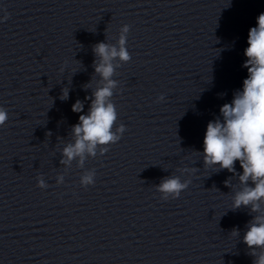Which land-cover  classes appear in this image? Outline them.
Returning a JSON list of instances; mask_svg holds the SVG:
<instances>
[{"label": "clouds", "instance_id": "obj_1", "mask_svg": "<svg viewBox=\"0 0 264 264\" xmlns=\"http://www.w3.org/2000/svg\"><path fill=\"white\" fill-rule=\"evenodd\" d=\"M3 20L8 19L5 14ZM129 26L124 25L116 45L99 42L93 47V52L99 62L93 61L95 73L101 77L102 86L97 87L91 96L87 114H80L79 122L72 126L74 143H68L63 148L61 163L68 164L76 157L83 163L85 154L95 156L97 146L116 143L121 139L113 131L117 120L115 105L111 102L116 81L113 60L127 62L131 57L127 50V33ZM248 46L244 49L246 57L242 67L247 69V78L243 80L242 89L233 92L230 103H224L220 115L210 120L206 126L203 140V161L206 167L227 170L236 174L235 164L239 162L242 173L239 181L245 187L237 191L233 197V209L249 207L250 212L256 213L248 222L243 242L249 249L253 264H264V12L256 18V26L251 27L247 38ZM224 95V94H221ZM68 98V90H62L61 99ZM75 113L84 112V103L77 100L72 105ZM8 120L7 111L0 106V127ZM125 126L120 125L116 131L123 134ZM50 134V133H49ZM109 149L101 148L102 153ZM218 166V167H217ZM63 177L58 182H62ZM94 173L81 177L84 186L94 184ZM251 182V185H249ZM189 182H182L178 176H170L157 185L163 199L169 196L179 198L182 191L188 188ZM230 186L229 181H225ZM38 187L47 188L43 180H39ZM232 235H238V229H233ZM259 250V254H257Z\"/></svg>", "mask_w": 264, "mask_h": 264}]
</instances>
